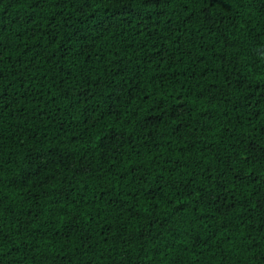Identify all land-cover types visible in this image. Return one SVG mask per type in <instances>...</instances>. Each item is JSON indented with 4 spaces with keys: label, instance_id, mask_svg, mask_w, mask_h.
<instances>
[{
    "label": "trees",
    "instance_id": "trees-1",
    "mask_svg": "<svg viewBox=\"0 0 264 264\" xmlns=\"http://www.w3.org/2000/svg\"><path fill=\"white\" fill-rule=\"evenodd\" d=\"M0 0V264H264V0Z\"/></svg>",
    "mask_w": 264,
    "mask_h": 264
},
{
    "label": "snow or ice",
    "instance_id": "snow-or-ice-1",
    "mask_svg": "<svg viewBox=\"0 0 264 264\" xmlns=\"http://www.w3.org/2000/svg\"><path fill=\"white\" fill-rule=\"evenodd\" d=\"M197 3L201 5V11L208 13L209 9L216 8L218 4L225 3L226 0H196ZM240 0H237V3H239ZM152 3V0H145L146 6H150Z\"/></svg>",
    "mask_w": 264,
    "mask_h": 264
}]
</instances>
